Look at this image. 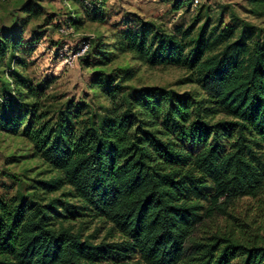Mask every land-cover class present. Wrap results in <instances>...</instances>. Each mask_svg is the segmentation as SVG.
I'll return each mask as SVG.
<instances>
[{"label": "trees", "instance_id": "trees-1", "mask_svg": "<svg viewBox=\"0 0 264 264\" xmlns=\"http://www.w3.org/2000/svg\"><path fill=\"white\" fill-rule=\"evenodd\" d=\"M80 1L87 20L103 21L107 0ZM248 2L264 15V0ZM78 21L66 24L77 30ZM192 28L181 37L127 31L116 47L150 66L185 67L201 93L149 87L122 95L120 83L137 71L118 69L107 77L111 105L96 116L85 101L54 108L49 82L15 76L0 129L27 138L56 172L34 188L48 194L68 186L64 196L77 203L36 193L0 198V264H264L260 241L198 238L208 220L230 215L236 199L264 190V38L252 25L203 26L194 37ZM13 31L0 32V65L24 50L22 29ZM101 47L95 63L108 66L116 53ZM66 213L112 223L122 238L96 243L66 225Z\"/></svg>", "mask_w": 264, "mask_h": 264}, {"label": "rangeland", "instance_id": "rangeland-1", "mask_svg": "<svg viewBox=\"0 0 264 264\" xmlns=\"http://www.w3.org/2000/svg\"><path fill=\"white\" fill-rule=\"evenodd\" d=\"M83 4L80 0H0V32L22 29L24 39V50L14 57L8 54L5 64L0 65V113L8 88L14 87L13 80L19 75L34 85L49 82L46 95L54 108L67 100L85 101L89 104L87 111L96 116L102 115L111 105L107 77L117 74L118 69L137 71L134 79L120 83L122 95L137 94L149 87L201 93L197 83L187 80L190 71L185 67L150 66L134 59L132 52L117 49L127 31L135 33L145 28L149 32L164 31L181 37L183 31L193 27L194 37L203 26L211 29L235 25L240 31L242 27L252 25L257 35L264 38V15L253 14L248 0H201L198 6L178 5L177 0H107L100 13L104 19L99 22L87 20ZM25 5L39 9L40 15L29 16L23 10ZM71 17L82 24L76 22L77 30L61 34L59 25L66 24ZM33 37L39 39L35 42ZM91 39L94 43L88 52L74 57ZM99 44L116 53L115 61L108 66L95 63ZM70 55L73 63L67 64L65 59ZM55 173L35 154L33 144L27 138L0 129V198L31 197L36 193L48 199L69 198L72 203H77L72 197L64 196L69 191L68 186L48 194L34 188L36 180L49 179ZM228 211L230 215H217L201 226L198 238L204 240L220 233L241 243L260 241L264 245V190L257 196L236 199ZM65 224L74 226L75 230L81 229L85 237L90 235L96 243L122 238L112 223L89 216L69 215ZM131 261L138 262L139 256ZM101 264L114 262L102 261Z\"/></svg>", "mask_w": 264, "mask_h": 264}, {"label": "built area", "instance_id": "built-area-1", "mask_svg": "<svg viewBox=\"0 0 264 264\" xmlns=\"http://www.w3.org/2000/svg\"><path fill=\"white\" fill-rule=\"evenodd\" d=\"M181 2H183L184 4H190L193 6H198L201 3V0H180ZM75 31V29L67 24H64L60 27L59 32L61 34H69V33H73ZM90 44L88 42L85 43L84 46H82L79 50V52L75 53L73 56H77V55H81L83 53H85L87 51V49L89 48ZM65 63H73V57L70 55L65 59Z\"/></svg>", "mask_w": 264, "mask_h": 264}]
</instances>
